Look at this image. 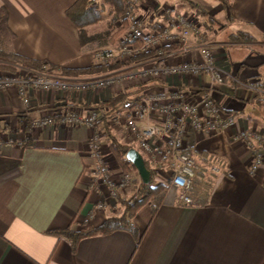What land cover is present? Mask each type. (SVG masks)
Wrapping results in <instances>:
<instances>
[{
	"label": "crops",
	"instance_id": "0c3cea01",
	"mask_svg": "<svg viewBox=\"0 0 264 264\" xmlns=\"http://www.w3.org/2000/svg\"><path fill=\"white\" fill-rule=\"evenodd\" d=\"M190 1L207 15L198 16L189 0H138L135 7L145 34L180 16L190 18L193 26L197 23L199 28L191 30V51L168 62L201 64L200 48L209 45L216 67L228 76L225 83L213 85L208 76L189 74L119 78L103 89L72 94L31 86L29 104L15 86L0 91V264H264V163L256 171L251 169L256 153L264 155V105L246 86L256 81L264 88V52L254 48L257 41L231 40L238 32L255 40L264 36V0H233L230 6L224 0ZM76 2L0 0V35L9 36L5 45L0 44V59L15 54L71 70L99 65L94 51L110 48L114 42L81 43L78 28L68 16ZM120 26L115 24L117 30ZM125 35L126 30L116 45ZM151 56L122 67L116 63V68L102 74L63 78L87 81L130 70L139 73L157 65ZM179 88L193 92L192 102L211 93L219 105L218 114L226 125L214 134L188 125L183 149L205 164L215 159L222 165L221 173L204 165L193 186L195 203L183 205L178 190L170 186L166 164L146 160L157 171L158 180L168 177V189L157 210L147 203L136 213L132 219L136 234L120 229L84 237L74 245L59 232L98 228L108 218L122 215L123 202L137 194L140 175L131 162L116 159L103 129L66 123L58 112L69 105L84 113L98 109L117 139L138 149L126 117L120 118L118 111L114 122L116 116L107 115L111 107L104 102L118 94L124 95V102H137L148 93ZM160 121L159 116L151 118V122ZM162 138H153L151 144L164 147L166 138ZM126 176L130 179L121 188ZM112 182L120 191L117 197L112 196Z\"/></svg>",
	"mask_w": 264,
	"mask_h": 264
},
{
	"label": "built area",
	"instance_id": "2783aa9c",
	"mask_svg": "<svg viewBox=\"0 0 264 264\" xmlns=\"http://www.w3.org/2000/svg\"><path fill=\"white\" fill-rule=\"evenodd\" d=\"M124 2L126 5L123 16L127 21L124 40L117 50H115L116 48L96 49L94 59L99 65H107L112 61L116 63L135 61L144 57V54L150 53L152 62H157V65L144 67L139 73L130 70L120 72L117 76H101L87 81L63 78L50 72L49 66L46 65H42L38 71L25 68L26 73L24 74L20 73V69H22L20 67L16 73L12 72L0 76V91L15 86L18 88L24 103L29 104L31 86L45 92L57 89L72 94L83 90H100L110 86L119 78L123 81L134 76H139L144 80L151 77L165 78L175 75L196 74L200 78L208 76L213 85L226 82L228 76L222 74L216 67L214 51L209 45H203L200 48L201 64L168 62L169 59L177 55L187 54L191 51V30L199 28L197 23L193 26L190 18L180 16L170 22L169 25L161 26L153 32L145 34L143 19L138 15L135 7L138 0H124ZM193 30L196 31L197 29ZM173 45L176 47L174 48ZM234 79L239 82L237 78ZM246 86L255 96L261 97L260 101L264 105V88L260 83L256 81L247 82ZM192 93L191 90L180 88L165 92V94L148 93L137 102L133 99L126 100V112L120 111V118L122 113L127 115L125 124L133 133L138 150L145 160L166 164V170L171 173L170 186L178 190L179 200L183 205H193L196 201L192 191L197 171L204 165L215 174L222 171L221 163L215 159L205 164L193 155L184 152L183 140L186 135V127L189 125L196 130L214 134L219 131L221 126L226 125L221 122L218 114L219 105L211 93H204L197 101L193 102L190 100ZM152 114L161 117V121L159 123L151 122L150 116ZM58 115L62 121L72 125L85 123L103 129V121L98 109L84 113L81 109L69 105L62 108ZM118 115H114L116 117L113 116V120L117 119ZM242 135L245 140H248L247 134L243 133ZM155 137L166 138L164 147L151 144V140ZM247 144L252 145L253 141L248 140ZM263 163V153L257 152L251 167L252 171H256ZM129 179V176L124 178L120 183L121 188L126 186ZM110 186L112 196L117 197L120 191L115 188V183H110Z\"/></svg>",
	"mask_w": 264,
	"mask_h": 264
},
{
	"label": "trees",
	"instance_id": "16d2710c",
	"mask_svg": "<svg viewBox=\"0 0 264 264\" xmlns=\"http://www.w3.org/2000/svg\"><path fill=\"white\" fill-rule=\"evenodd\" d=\"M233 0H224V3L227 6L232 4ZM93 0H77V2L68 10V16L76 24L80 39L82 44L89 42L99 41L101 43H110L115 42L117 38L127 29V21L123 16L125 11V2L124 0H104L105 3L111 5L114 10L113 19L108 23V28L106 30L96 31L95 27L99 24L101 20L102 8L100 5H92ZM189 5L196 11L198 16H205L207 12L200 8L198 5L194 4L189 0ZM122 17V18H121ZM117 22L121 23L120 29H116L115 24ZM108 38L110 40H108ZM233 41L237 42H251L255 41V38L248 33L238 32L237 34H232ZM166 49H169L166 47ZM149 54H144L143 56H149ZM42 64L35 60H29L22 58L21 56L15 54L3 55L0 59V68H26L29 70L38 71L41 68ZM116 68V65H97L93 68L71 70L65 68H54L49 67L50 72L58 76H75L76 74H102L108 72L111 69ZM140 99V98H139ZM107 106L111 107L109 114H114L122 104H124V95L118 94L113 99L104 102ZM103 129L106 130V135L109 141L110 149L116 157V159L124 164H128L126 159V154L130 148H133L131 145H126L121 143L115 134L109 130V126L105 121H103ZM212 158L209 160L211 161ZM146 161V160H145ZM146 165L151 172V181L149 183H144L140 178V185L137 191V194L128 201L123 202L125 211L120 216H113L108 218L101 226L98 228H82L80 230H63L59 232L60 234L69 238L72 243L75 245L77 242L87 236L94 234H107L120 229H128L136 234L137 227L133 224L132 219L136 213L147 203H152L153 210L156 211L157 208L161 205L168 185L166 183L160 182L157 179V171L149 165L146 161ZM199 171H197L198 173ZM197 177V174H196ZM196 179V178H195ZM193 195V191H192Z\"/></svg>",
	"mask_w": 264,
	"mask_h": 264
},
{
	"label": "rangeland",
	"instance_id": "374dc122",
	"mask_svg": "<svg viewBox=\"0 0 264 264\" xmlns=\"http://www.w3.org/2000/svg\"><path fill=\"white\" fill-rule=\"evenodd\" d=\"M97 4L100 5V7L102 8V15H101L102 18H101V20H99V24H97V26L95 27V30L96 31L97 30L98 31L106 30V28H108V23L107 22H109V21H111L113 19V16L115 14L114 13V10L111 7V5H109L108 3H105L104 0H93L92 5H97ZM200 30H202V31L204 30L205 31V29L203 27ZM8 37H9L8 35L1 34L0 35V40H1L0 41V44L1 45H5L9 41V38ZM108 40H110V39L108 38ZM255 41H257L258 44L254 48L257 49V50H259V52H261V50L264 52V36L260 37L259 39H256ZM116 43L117 42H114L113 46H110V48H114V49L116 48L115 50H117L118 44L116 45ZM118 63H120V62H118ZM110 64L117 65L115 61H112ZM125 64H127V62H125V63L122 62L120 64V67L124 66ZM17 68H20V67H17ZM16 69L15 68H12V69L11 68H0V76L1 75H4L6 72H14V73H16V72L19 71V70H16ZM20 71H21L20 73H22V74L26 73V69L25 68L24 69H21ZM75 75H80V74H76L75 73ZM125 104H126V102H124V104H122L121 108H123V107L126 108L125 107L126 106ZM121 108H119L116 112L119 113L120 111H123L124 110V109L121 110ZM116 112L113 114V116L117 114ZM107 115H109V112H107ZM113 116H111V117H113ZM121 116L126 117L127 115H125L123 113V114H121ZM154 117H155V114L154 115L152 114L150 116V118H154ZM107 122H110V121H107V119H106L105 120V123H107ZM107 124H108V126H110L111 123H107ZM109 130H110V127H109ZM102 131H104L106 133V130L105 129H103ZM128 162H130V161L128 160ZM167 179H168V177L160 176L159 181L160 182H163V183H166ZM196 188H198V185L197 184H196ZM83 223L86 224V222H83Z\"/></svg>",
	"mask_w": 264,
	"mask_h": 264
},
{
	"label": "water",
	"instance_id": "95a60500",
	"mask_svg": "<svg viewBox=\"0 0 264 264\" xmlns=\"http://www.w3.org/2000/svg\"><path fill=\"white\" fill-rule=\"evenodd\" d=\"M126 159L133 164L144 183L151 181V172L146 165L145 158L138 149L130 148L126 154Z\"/></svg>",
	"mask_w": 264,
	"mask_h": 264
}]
</instances>
